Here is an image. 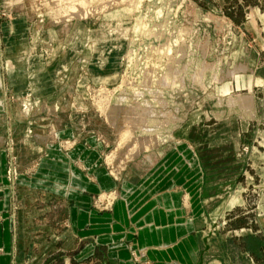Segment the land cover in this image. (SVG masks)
<instances>
[{"label": "rangeland", "instance_id": "374dc122", "mask_svg": "<svg viewBox=\"0 0 264 264\" xmlns=\"http://www.w3.org/2000/svg\"><path fill=\"white\" fill-rule=\"evenodd\" d=\"M89 139L116 184L141 154L185 146L226 227L219 260L264 264L248 226H264V0H0V189L19 264H106L101 251L72 262L74 240L55 238L64 199L23 180L47 147ZM116 197L91 206L108 213Z\"/></svg>", "mask_w": 264, "mask_h": 264}, {"label": "crops", "instance_id": "0c3cea01", "mask_svg": "<svg viewBox=\"0 0 264 264\" xmlns=\"http://www.w3.org/2000/svg\"><path fill=\"white\" fill-rule=\"evenodd\" d=\"M87 145L78 144L67 153L57 146L47 147L31 177H23L30 188L46 190L48 186L64 199L55 223L65 231L55 238L66 234L74 240L72 262L88 261L101 251L106 264H197L202 239L211 225L218 223L207 239L202 264H228L218 256L226 227L219 218L206 214V182L189 149L182 146L165 153L156 151L157 156L151 149L130 162L121 183L116 184L99 167L95 140L89 139ZM154 157L158 159L154 161ZM3 187L0 197L9 207L4 209L6 204H0V210L6 212L1 214L0 264H19L16 255L22 253V244L18 239L24 236L18 234L19 224L16 226L10 211V184ZM113 189L118 197L110 211H94L91 196ZM258 197L264 207V190L258 191ZM261 221L252 216L248 226L255 233L249 237L259 239L264 253Z\"/></svg>", "mask_w": 264, "mask_h": 264}, {"label": "water", "instance_id": "95a60500", "mask_svg": "<svg viewBox=\"0 0 264 264\" xmlns=\"http://www.w3.org/2000/svg\"><path fill=\"white\" fill-rule=\"evenodd\" d=\"M215 226H216V224L213 223V224L211 225L210 229L208 230L206 236L202 239L203 250H206V249H207L206 240H207V238L210 236V234H211V232H212V230H213V228H214ZM203 250L200 252V255H199V257H198V260H199L198 264H201V254H202Z\"/></svg>", "mask_w": 264, "mask_h": 264}, {"label": "bare ground", "instance_id": "6f19581e", "mask_svg": "<svg viewBox=\"0 0 264 264\" xmlns=\"http://www.w3.org/2000/svg\"><path fill=\"white\" fill-rule=\"evenodd\" d=\"M101 99V98H100ZM243 102H245V101H243Z\"/></svg>", "mask_w": 264, "mask_h": 264}]
</instances>
